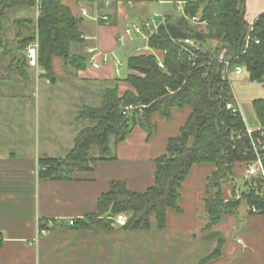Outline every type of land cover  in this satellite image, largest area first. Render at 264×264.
Wrapping results in <instances>:
<instances>
[{
    "label": "trees",
    "instance_id": "16d2710c",
    "mask_svg": "<svg viewBox=\"0 0 264 264\" xmlns=\"http://www.w3.org/2000/svg\"><path fill=\"white\" fill-rule=\"evenodd\" d=\"M77 1L41 0L36 21L32 18L15 21L22 27H16L13 49L4 39L7 13L16 7L33 9L34 0H0V72L8 66L28 80L31 72L25 49L35 40L36 34L38 67L42 71L38 77L52 84L56 82L55 57L62 59L67 70L69 67L85 69V55L71 50L72 45L84 43L80 38L82 21L67 4ZM136 1L126 0V3ZM138 1L153 3L154 0ZM246 2L202 0L196 3L189 10L207 19L205 31L169 13L167 26L150 41L152 46L166 50L164 67L157 65L152 54L129 55L126 65L133 73L113 78L102 91L99 104L83 105L78 110L74 121H87L88 124L78 130L65 157L37 158V177L65 180L90 172L97 161L114 158L111 143L115 146L123 141L135 126L152 134L154 113L169 118L173 109L188 107L190 113L178 133L168 138L165 151L154 159L153 183L137 192L127 189L122 181H110L108 190L97 199V211L90 217L102 221L100 217L104 216L106 222H103L109 224L107 218L123 213L127 217L123 227L129 230H148L153 217L156 228L163 229L167 210H180V190L191 167L200 163L214 166L205 184V228L214 227L226 215L237 214L241 203L248 206L249 213L264 214L263 178L252 176L239 180L233 170L235 165H245L255 159L253 142L260 141L264 145V99L252 100L259 128L249 134L229 78L235 66H242L250 80L264 82V12L250 25L246 19ZM185 36L201 42V51L195 60L180 53L170 41V37ZM212 41L215 44H211ZM119 81L126 82L131 89L120 95ZM229 102L237 108L235 111L226 108ZM129 105L133 109L124 111ZM263 152L264 149L260 151ZM262 165L264 169V159ZM225 183L233 185L227 200L222 192ZM222 243L220 238L215 250L199 264L219 256Z\"/></svg>",
    "mask_w": 264,
    "mask_h": 264
},
{
    "label": "crops",
    "instance_id": "0c3cea01",
    "mask_svg": "<svg viewBox=\"0 0 264 264\" xmlns=\"http://www.w3.org/2000/svg\"><path fill=\"white\" fill-rule=\"evenodd\" d=\"M68 4L77 16V4ZM126 6L119 16L131 18ZM262 12L264 0H247L248 22ZM141 17L144 16L135 18ZM117 25L116 18L112 24L82 21V33L95 36L90 44L106 53L108 61L93 66L90 54L77 45L75 52L85 55L87 66L81 70L69 67L64 75L85 84L104 83L107 87L113 78L133 73L128 69L121 76L118 69L121 62L113 57L121 47L116 41ZM201 29L205 31L206 27ZM130 47L128 56L133 49ZM97 60L102 61L101 57ZM5 61L8 65L9 60ZM7 67L0 72V264H199L215 250L220 238L223 243L219 256L205 264H264V214L249 213L248 206L241 203L237 214L226 215L214 227L205 228V184L214 170L210 163L191 167L180 190V210H167L163 229L156 228L153 217L148 230L126 229L115 218H107L110 220L107 224L104 216L100 217L102 221L90 217L97 211V199L108 190L110 181H122L127 189L137 192L153 183L154 159L165 151L168 138L178 133L190 108L173 109L169 118L154 113L151 117L154 132L147 142L143 129L135 126L114 146V158L97 161L90 172L65 180L39 179L37 158L40 156L34 155L33 147L27 146L24 137L17 136L19 125L23 124L18 112L30 106L22 90L29 85L31 75L25 80L18 71ZM29 70L39 76L30 65ZM105 87L86 88L87 94L101 100ZM118 89L121 95L131 88L119 81ZM84 98L83 95L80 99ZM79 109L75 107L73 121ZM84 122L83 126L88 124ZM83 126L76 129L74 137ZM247 127L258 129L259 124ZM71 147L72 144L67 151L60 149V156L49 153L44 156L63 158ZM233 170L239 180L244 178L245 170L240 172L238 165ZM232 186L223 184L224 199L231 197ZM71 220L73 224L69 223ZM45 228L48 231L41 233Z\"/></svg>",
    "mask_w": 264,
    "mask_h": 264
},
{
    "label": "rangeland",
    "instance_id": "374dc122",
    "mask_svg": "<svg viewBox=\"0 0 264 264\" xmlns=\"http://www.w3.org/2000/svg\"><path fill=\"white\" fill-rule=\"evenodd\" d=\"M158 9V5L144 1H139L134 5L126 6V12L131 15V19H137L135 18L137 16L146 17L148 14ZM165 10H168L167 7ZM73 11L75 14L76 10L74 8ZM22 18H32L36 21L35 11L27 8H12L8 11L7 18L4 21V39L10 44V46H12V48L16 44V27L19 29L22 27L15 24V21L21 20ZM174 18H176V15H174ZM251 21H249L250 25L252 24ZM195 27L193 28L200 30V27ZM82 35H85V33L80 35V38L84 41L83 45H80V48L84 47L86 52H88V47L91 45L90 40L92 39H85ZM211 44L215 43L212 41ZM72 46V51H75L77 45ZM130 50V45L121 46L120 48L118 47L113 54L114 59L121 62V64L118 65V69L121 71V76L125 75L128 71L126 60ZM53 70L56 78L54 84L49 81V83H47L43 77H36L35 73H31V81L29 85L22 90L27 98L25 101L30 104V106L29 108H26V110L24 109L18 112L23 124L19 125L17 136L19 139L24 137L28 144L27 146H29V148L31 146L33 147L32 152L34 155L36 154L40 157H43L45 153H49V155L53 156H60L62 155L60 149H66L67 151L70 145H73L72 140L76 129L85 124V122L76 123L73 121V111H75V107L81 108L82 105L95 106L100 100H98L99 98L94 94L88 95V89L86 88L94 87L97 90L103 89V87H105L104 85H106L104 83H98L95 85L85 84L75 81L73 77L71 79L69 78L70 76L66 77L64 71L67 70V68L63 67V61L60 58H54ZM229 78L231 80L234 98L236 99L246 125L250 127H258L259 122L253 111L252 100L255 98L264 99V82L250 80L246 71H243L239 75L232 73ZM83 95L86 98L81 100L80 98ZM142 132L145 135L146 142L153 135V133L150 134L148 130L143 129ZM60 138L63 140L66 139V142L62 143ZM46 147L49 152H46L48 151ZM111 153L112 156L116 155L115 147L112 143ZM245 165L241 164L239 166L240 172H244ZM239 207H241V204Z\"/></svg>",
    "mask_w": 264,
    "mask_h": 264
},
{
    "label": "built area",
    "instance_id": "2783aa9c",
    "mask_svg": "<svg viewBox=\"0 0 264 264\" xmlns=\"http://www.w3.org/2000/svg\"><path fill=\"white\" fill-rule=\"evenodd\" d=\"M202 0H154L153 3L159 6L158 10L153 11L146 17H141L137 19H131L128 17H120L119 14L124 10V6L132 2L126 3V0H78L77 1V17L81 21H90L96 25L105 23L112 24L114 18L117 20V32L116 41L120 46H132V51L129 55L134 54H152L155 56L157 65L161 68L163 65V58L166 50L160 49L158 45L152 46L150 44L151 38L158 35L162 28H165L169 22L168 14L173 13L174 15L183 18L184 20L190 22L193 25H198L201 27H206L207 19L200 16V14H194L190 12L194 5ZM136 2H139L138 0ZM169 8L165 10L164 6ZM41 0H34L33 10L35 11L36 20L40 14ZM85 39H95V36H85ZM248 39V36H247ZM170 41L179 48V52L182 54H187L190 60H195L198 58V52L201 51V42L192 37H170ZM258 42V40H255ZM88 52L90 55V61L93 66L98 67L102 63L108 61V56L106 53L101 52V50L96 45H90L88 47ZM25 54L27 61L30 66H32L36 74L41 73V69L38 67V38L35 35V40H33L25 49ZM97 57H101V60H97ZM96 58V59H95ZM244 71L242 66L234 67V74L239 75ZM238 109L239 106L237 105ZM227 109H232L235 111L237 108L232 103L226 104ZM133 109L132 105L125 106L124 111H130ZM255 129H247V133H251ZM253 149L255 150L256 157L253 161L249 162L245 166L244 177L261 176L264 180V169L262 165V160L264 159V152L260 153L264 149V145L260 141L253 142ZM259 150V153H258ZM251 210L256 212L255 207L251 206ZM116 223L124 225L127 221L125 214L121 213L115 217ZM73 224L71 220L69 222ZM51 226V224H48ZM49 229V228H48ZM47 228L41 230V233H46Z\"/></svg>",
    "mask_w": 264,
    "mask_h": 264
}]
</instances>
